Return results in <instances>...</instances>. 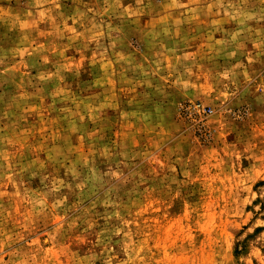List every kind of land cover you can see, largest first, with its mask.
Instances as JSON below:
<instances>
[{"label": "rangeland", "instance_id": "rangeland-1", "mask_svg": "<svg viewBox=\"0 0 264 264\" xmlns=\"http://www.w3.org/2000/svg\"><path fill=\"white\" fill-rule=\"evenodd\" d=\"M0 264H264V0H0Z\"/></svg>", "mask_w": 264, "mask_h": 264}, {"label": "built area", "instance_id": "built-area-1", "mask_svg": "<svg viewBox=\"0 0 264 264\" xmlns=\"http://www.w3.org/2000/svg\"><path fill=\"white\" fill-rule=\"evenodd\" d=\"M180 113L183 118L190 119L191 116L204 119L211 114V110L208 107L203 106L201 103H190L183 105L180 109Z\"/></svg>", "mask_w": 264, "mask_h": 264}]
</instances>
